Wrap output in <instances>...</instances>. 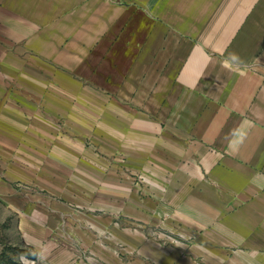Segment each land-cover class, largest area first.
Here are the masks:
<instances>
[{"label": "crops", "instance_id": "0c3cea01", "mask_svg": "<svg viewBox=\"0 0 264 264\" xmlns=\"http://www.w3.org/2000/svg\"><path fill=\"white\" fill-rule=\"evenodd\" d=\"M1 40L0 210L129 152L196 235L154 262L264 264V0H0Z\"/></svg>", "mask_w": 264, "mask_h": 264}, {"label": "rangeland", "instance_id": "374dc122", "mask_svg": "<svg viewBox=\"0 0 264 264\" xmlns=\"http://www.w3.org/2000/svg\"><path fill=\"white\" fill-rule=\"evenodd\" d=\"M9 43L0 41L8 55ZM128 153L88 156L89 167L39 169L38 180L48 184H19L15 211L0 210V264H157L173 252L188 256L181 245L196 235L182 224L179 205L159 183L164 167L156 159L140 166ZM96 157L119 167L95 169ZM128 159L137 161L131 166Z\"/></svg>", "mask_w": 264, "mask_h": 264}, {"label": "built area", "instance_id": "2783aa9c", "mask_svg": "<svg viewBox=\"0 0 264 264\" xmlns=\"http://www.w3.org/2000/svg\"><path fill=\"white\" fill-rule=\"evenodd\" d=\"M34 263V262H33Z\"/></svg>", "mask_w": 264, "mask_h": 264}]
</instances>
